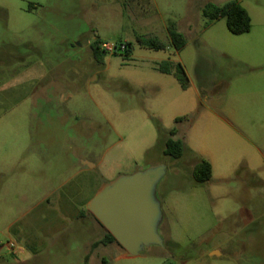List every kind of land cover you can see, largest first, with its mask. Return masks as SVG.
I'll use <instances>...</instances> for the list:
<instances>
[{"label":"rangeland","instance_id":"374dc122","mask_svg":"<svg viewBox=\"0 0 264 264\" xmlns=\"http://www.w3.org/2000/svg\"><path fill=\"white\" fill-rule=\"evenodd\" d=\"M227 1L0 0V264H264V0H235L243 34L206 25L204 6ZM95 40L132 48L95 57ZM157 164L163 245L92 248L106 229L88 200Z\"/></svg>","mask_w":264,"mask_h":264},{"label":"water","instance_id":"95a60500","mask_svg":"<svg viewBox=\"0 0 264 264\" xmlns=\"http://www.w3.org/2000/svg\"><path fill=\"white\" fill-rule=\"evenodd\" d=\"M166 171L164 164L106 182L88 200L87 209L130 255L151 244L163 245L158 233L162 221L156 186Z\"/></svg>","mask_w":264,"mask_h":264},{"label":"trees","instance_id":"16d2710c","mask_svg":"<svg viewBox=\"0 0 264 264\" xmlns=\"http://www.w3.org/2000/svg\"><path fill=\"white\" fill-rule=\"evenodd\" d=\"M203 14L208 18L206 25L211 24L218 18H225L226 26L228 30L233 34H243L250 30L251 17L248 11L237 1L230 0L221 5L209 2L203 8ZM169 43L173 46L175 51L181 49L185 44L184 35L175 30L172 26L168 27ZM98 42L95 40L92 44V50L95 57L101 56V53L107 52ZM149 47L156 49H166L167 44L159 39L149 38L146 43ZM132 48V44L128 42L120 43L119 47H115L113 50H123L126 55L129 54ZM157 70L163 73H171L172 67L169 61H162L156 64ZM175 75L181 81L182 87H186L188 84V77L184 70V67L180 62L176 63ZM183 142L180 139L168 138L166 141L165 153L171 155L174 158H180L183 154ZM211 164L206 159H198L193 168V176L199 183L207 181L211 177ZM114 237L107 232L101 240L95 241L92 244L94 248L99 243L107 244L114 241ZM88 259V255L85 256V262Z\"/></svg>","mask_w":264,"mask_h":264},{"label":"built area","instance_id":"2783aa9c","mask_svg":"<svg viewBox=\"0 0 264 264\" xmlns=\"http://www.w3.org/2000/svg\"><path fill=\"white\" fill-rule=\"evenodd\" d=\"M102 47L106 50V51H111L114 49V46L108 43H103Z\"/></svg>","mask_w":264,"mask_h":264},{"label":"flooded vegetation","instance_id":"af4514ba","mask_svg":"<svg viewBox=\"0 0 264 264\" xmlns=\"http://www.w3.org/2000/svg\"><path fill=\"white\" fill-rule=\"evenodd\" d=\"M197 161H198V159H197ZM197 161L195 162V163H193V167L192 168H194V166H195V164L197 163ZM102 225V224H101ZM103 226V225H102ZM107 233V231H105V234ZM102 239V238H101ZM100 239V240H101ZM94 243V242H93ZM109 243H111V242H109ZM109 243H107V244H109ZM101 244H104V243H101ZM104 245H106V244H104Z\"/></svg>","mask_w":264,"mask_h":264},{"label":"crops","instance_id":"0c3cea01","mask_svg":"<svg viewBox=\"0 0 264 264\" xmlns=\"http://www.w3.org/2000/svg\"><path fill=\"white\" fill-rule=\"evenodd\" d=\"M199 159V158H198ZM197 161V160H196Z\"/></svg>","mask_w":264,"mask_h":264}]
</instances>
